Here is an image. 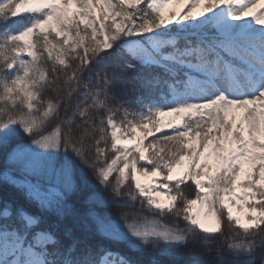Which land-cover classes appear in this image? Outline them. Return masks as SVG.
Here are the masks:
<instances>
[{
  "label": "snow or ice",
  "instance_id": "obj_1",
  "mask_svg": "<svg viewBox=\"0 0 264 264\" xmlns=\"http://www.w3.org/2000/svg\"><path fill=\"white\" fill-rule=\"evenodd\" d=\"M0 264H264V0H0Z\"/></svg>",
  "mask_w": 264,
  "mask_h": 264
},
{
  "label": "rangeland",
  "instance_id": "obj_2",
  "mask_svg": "<svg viewBox=\"0 0 264 264\" xmlns=\"http://www.w3.org/2000/svg\"><path fill=\"white\" fill-rule=\"evenodd\" d=\"M170 7H177V10H178L179 7H182V6H176V5H173V6H170Z\"/></svg>",
  "mask_w": 264,
  "mask_h": 264
},
{
  "label": "trees",
  "instance_id": "obj_3",
  "mask_svg": "<svg viewBox=\"0 0 264 264\" xmlns=\"http://www.w3.org/2000/svg\"><path fill=\"white\" fill-rule=\"evenodd\" d=\"M165 222H167V221H165ZM191 247V246H190Z\"/></svg>",
  "mask_w": 264,
  "mask_h": 264
}]
</instances>
